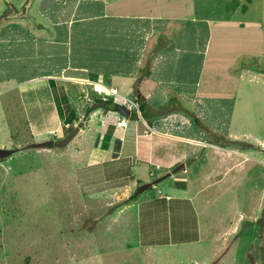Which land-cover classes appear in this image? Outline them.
I'll use <instances>...</instances> for the list:
<instances>
[{
  "label": "rangeland",
  "instance_id": "374dc122",
  "mask_svg": "<svg viewBox=\"0 0 264 264\" xmlns=\"http://www.w3.org/2000/svg\"><path fill=\"white\" fill-rule=\"evenodd\" d=\"M37 3L0 0V22L13 17L42 21ZM24 8L25 14L18 15ZM111 9L203 15L211 20L213 41L205 81L214 76L212 91L235 98L231 120L235 136L212 128L206 138L202 132L217 144L190 143L185 159L168 169L145 165L151 185L136 196L146 182L135 186L130 181L125 191L113 193L102 182H97L99 186L90 182L96 178L91 170L97 167L86 166L92 158L86 148L91 145L88 139L80 140V134L65 145L36 146L27 118L29 114L35 120L39 108L27 113L18 91L6 88L14 80L0 73V148L12 150L0 157V264H264V0H127ZM4 14L12 17L2 19ZM6 51H0L2 70L8 65L3 60ZM98 88L106 95L99 84L90 88L59 83L52 88L66 113L71 105L80 112L71 127L83 126L85 108L101 96ZM116 88L118 94L134 99L131 83L126 89L120 84ZM112 106L92 110L93 120L112 112ZM125 107L131 116L136 111L135 104ZM48 110L44 122L61 121L62 111L57 113L53 106ZM70 132L62 129L61 138ZM220 135L224 137L216 139ZM126 140L124 153L133 148ZM78 144L84 150L76 152ZM181 163L185 168L173 172ZM119 167L118 173L112 171L114 176L105 169L99 178L127 179L128 167ZM145 199L151 205L140 207ZM126 202L130 207L120 213L119 206ZM181 237L193 242L183 243ZM197 237L201 241L195 242ZM153 239L158 241L154 249L141 256L140 245Z\"/></svg>",
  "mask_w": 264,
  "mask_h": 264
},
{
  "label": "crops",
  "instance_id": "0c3cea01",
  "mask_svg": "<svg viewBox=\"0 0 264 264\" xmlns=\"http://www.w3.org/2000/svg\"><path fill=\"white\" fill-rule=\"evenodd\" d=\"M123 1L127 0H38V13L42 21H35L32 17H13L0 22V51L7 50L3 60L8 62L0 73L3 76L8 74L2 78L14 80L6 88L18 91L27 113L29 109L39 108L36 110L39 116L35 120L29 114L27 118L35 142L60 139L61 130L68 126L64 122V105L56 100L49 80H53L54 86L73 83L77 87L88 85L92 88L99 84L106 89L105 98L111 99L112 96L118 101L119 98L127 99L136 105L134 118L130 114L122 116L116 111L103 113L102 116L98 114L96 121L93 120L95 111L82 115L83 126L73 137L80 134V140L88 139L90 142L91 146L86 149L92 158L86 162V166L97 167V170H91L96 178L90 182L97 186L102 182L113 193L125 191L130 181L135 186L139 182H146L145 165L149 168L154 166L155 169L166 166L168 169L181 162L190 143L213 145L182 110L185 105L192 107L209 127L235 136L231 131L235 98L212 91L216 84L214 76L205 81L213 41L211 20L203 15L133 13L111 9ZM17 44L22 47L14 50ZM147 54H152L149 74L136 82ZM11 67L16 71H12ZM130 83L151 106L152 112L165 105L168 92L181 101V106L165 114L161 111L148 121L138 110L134 99L116 92L118 84L126 89ZM26 98L29 102L34 100V106H29L31 103L26 102ZM50 106L57 113L63 112L61 121L55 125L44 122L45 110L49 112ZM70 108L79 119L80 112L74 110L72 105ZM41 122L46 123L43 129L39 127ZM126 139L129 141L128 147L133 145V148L124 153ZM199 141L204 144H198ZM174 147L181 149L175 151ZM81 150H84V146L78 144L76 152ZM110 153L116 154L109 159L105 157ZM123 159L128 160L127 164L120 163ZM120 165L121 169L128 167L127 179L99 178L105 169L114 176L112 171L118 173ZM151 173L149 175H153ZM89 192H94V189ZM165 199L170 200L168 196ZM152 202L156 203L155 200ZM123 204L119 206L120 213L130 207L128 202ZM142 205H151V200L145 199L140 207ZM184 237L180 238L184 240L183 243L193 242ZM194 241L201 240L197 237ZM156 242L153 239L141 244V256L146 254V250L154 249Z\"/></svg>",
  "mask_w": 264,
  "mask_h": 264
},
{
  "label": "trees",
  "instance_id": "16d2710c",
  "mask_svg": "<svg viewBox=\"0 0 264 264\" xmlns=\"http://www.w3.org/2000/svg\"><path fill=\"white\" fill-rule=\"evenodd\" d=\"M26 8V7H25ZM25 8L23 10L22 13H19L18 15H24V11H25ZM242 11H245L246 10V6H242ZM9 17H12V15H9V14H4L2 16V19H6V18H9ZM152 57V54H147L146 58H145V62L143 64V67H141L140 71H141V74L139 76L136 77L135 81L138 82L142 76H146L149 74V63H150V59ZM49 84L51 85L52 88H54V82L53 80H49ZM108 95V94H107ZM111 99L109 98H106V99H102V97H97V98H94L93 101L87 105V107L85 108V111H84V115L86 116L88 113H90L92 110L96 109V108H99L101 106H105L107 104H112L114 106H112V111H115V106L117 104H119L121 107L123 108H126L125 106L121 105V103L116 99L112 98V96H110ZM134 101L137 103L138 105V110L141 112L142 116L146 119V120H150L153 116H157L159 112H163L164 114L165 113H168L170 111H173V110H177L179 109V106L181 101L174 95H172L171 92H168L167 93V100H166V103L164 106L160 107V110H158L157 112L155 111H151V106L146 102V100L144 99V97L136 90V94H135V98H134ZM184 109H182L183 111H185V113L187 115H189L194 124L203 132L205 133L206 135V138H208V136L212 135L213 134V129L210 128L209 126H207L204 121L199 117V115L195 112V110L188 106V105H185L184 107H182ZM111 109V108H110ZM66 112V111H65ZM130 115H131V112H130ZM136 115V111H134L133 113V117H135ZM76 114L74 113V111L69 108L68 112L66 113V117L64 119V122L65 124H68L67 126V129L69 131H72L74 128L71 127V123L73 122V120L76 119ZM212 129V130H211ZM217 137V136H216ZM224 136L220 135L219 138H216V139H222ZM209 143H215L211 140H207ZM217 144V143H215ZM140 183V182H139Z\"/></svg>",
  "mask_w": 264,
  "mask_h": 264
},
{
  "label": "water",
  "instance_id": "95a60500",
  "mask_svg": "<svg viewBox=\"0 0 264 264\" xmlns=\"http://www.w3.org/2000/svg\"><path fill=\"white\" fill-rule=\"evenodd\" d=\"M115 111L121 114L122 116H129L130 110L128 108H123L119 104L115 106ZM82 123H80V126ZM79 128H74L70 133H68L66 136L60 139H47L41 142L36 143L37 146L39 147H52L54 145H65L68 143L77 133ZM12 153L11 149H5V148H0V157H5L7 155H10ZM185 168V163H181L177 165L174 169L173 172H176L180 169ZM170 172H168L165 176H169ZM160 180V179H159ZM151 185V182H146L137 188L136 192L134 193V196L138 195L139 193L143 192L147 187Z\"/></svg>",
  "mask_w": 264,
  "mask_h": 264
},
{
  "label": "built area",
  "instance_id": "2783aa9c",
  "mask_svg": "<svg viewBox=\"0 0 264 264\" xmlns=\"http://www.w3.org/2000/svg\"><path fill=\"white\" fill-rule=\"evenodd\" d=\"M96 91L101 95V97H102V99H106L105 97H104V95L102 94V92H103V90H101V88H98V89H96ZM115 95V94H114ZM115 99V98H114ZM120 99V102L122 101V104L121 105H127V103H129L130 104V102L127 100V99H122V98H119ZM122 99V100H121Z\"/></svg>",
  "mask_w": 264,
  "mask_h": 264
}]
</instances>
